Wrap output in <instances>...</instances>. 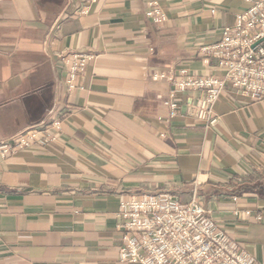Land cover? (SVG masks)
<instances>
[{
    "label": "crops",
    "instance_id": "obj_1",
    "mask_svg": "<svg viewBox=\"0 0 264 264\" xmlns=\"http://www.w3.org/2000/svg\"><path fill=\"white\" fill-rule=\"evenodd\" d=\"M150 1L100 0L78 16L79 0H0V139L62 120L53 141L0 156V264H133L118 261L121 200L170 191L185 203L195 189L237 251L264 264V98L230 88L214 124L187 117L198 91L178 93L175 118L164 104L169 75L222 76L200 47L245 4L154 0L158 24ZM73 51L95 58L69 89Z\"/></svg>",
    "mask_w": 264,
    "mask_h": 264
},
{
    "label": "built area",
    "instance_id": "obj_2",
    "mask_svg": "<svg viewBox=\"0 0 264 264\" xmlns=\"http://www.w3.org/2000/svg\"><path fill=\"white\" fill-rule=\"evenodd\" d=\"M100 0H79L78 16L90 12L92 4ZM245 8L237 13L233 25L225 27L221 39L202 45L200 52L204 64L215 59L222 76H195L182 70L180 79L169 75L173 88L164 104L170 118L181 114L178 93L198 91L200 95L190 103L187 117L214 124L213 108L216 101L230 88L252 99L264 98V0H239ZM147 15L156 23L168 17L158 1H150ZM63 17L51 26L57 32ZM95 55L73 51L64 55L67 65L65 81L69 89L78 86ZM164 73L154 78H166ZM61 118L41 127H30L10 137L0 139V156L6 158L36 143L53 141L61 132ZM119 229L123 233V246L118 251V261L133 264H260L250 254L238 252L231 237L204 204L197 189L188 202L170 191L132 194L121 200ZM236 218L261 220L250 210H234Z\"/></svg>",
    "mask_w": 264,
    "mask_h": 264
}]
</instances>
